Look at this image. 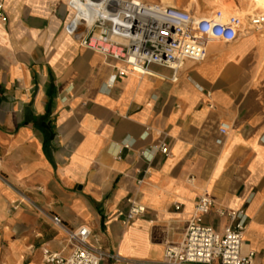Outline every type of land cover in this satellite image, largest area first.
<instances>
[{
  "label": "crops",
  "instance_id": "crops-1",
  "mask_svg": "<svg viewBox=\"0 0 264 264\" xmlns=\"http://www.w3.org/2000/svg\"><path fill=\"white\" fill-rule=\"evenodd\" d=\"M1 1L0 264H45L82 226L100 264H166L202 196L219 232V210L244 211L242 249L264 264V30L173 77L151 65L112 82L113 63L63 33L65 0ZM128 201L145 209L129 222Z\"/></svg>",
  "mask_w": 264,
  "mask_h": 264
},
{
  "label": "built area",
  "instance_id": "built-area-1",
  "mask_svg": "<svg viewBox=\"0 0 264 264\" xmlns=\"http://www.w3.org/2000/svg\"><path fill=\"white\" fill-rule=\"evenodd\" d=\"M89 11L90 23L78 16L76 22L65 26L68 36L78 44L111 61L115 74L111 80L128 74L142 76L151 65L164 67L172 77L187 61L200 62L205 58L211 43L229 44L251 30H264V14L244 20L235 15H225L215 10L204 17L161 4L137 0H80ZM0 18L3 6L0 0ZM225 122L218 124L215 145H221L228 133ZM264 144V135L260 137ZM167 152L166 145L159 148ZM213 203L207 196L198 199L195 215L189 221L183 240L170 244L164 252L166 264H260L253 250L242 249L245 214L242 209H222L219 217H226L228 224L222 232L202 224ZM143 206L128 201L125 221L141 217ZM53 222L61 225L58 218ZM90 231L86 226L67 233L70 250L66 254L43 251L45 264H100L106 254L89 244ZM264 255V254H263ZM116 259L117 257L114 256Z\"/></svg>",
  "mask_w": 264,
  "mask_h": 264
},
{
  "label": "rangeland",
  "instance_id": "rangeland-1",
  "mask_svg": "<svg viewBox=\"0 0 264 264\" xmlns=\"http://www.w3.org/2000/svg\"><path fill=\"white\" fill-rule=\"evenodd\" d=\"M68 1L65 0L66 17L62 26V31L65 35V26L68 23V18L71 15V9L68 6ZM144 3L161 4L164 6L175 7L184 11H192L195 16L204 17L215 10L222 11L225 15H235L244 20L246 25L247 17H252L264 14V6L259 5L253 0H197V8L190 0H138ZM170 3V4H167ZM68 36V35H67ZM70 37V36H69ZM213 44H210L211 47Z\"/></svg>",
  "mask_w": 264,
  "mask_h": 264
},
{
  "label": "bare ground",
  "instance_id": "bare-ground-1",
  "mask_svg": "<svg viewBox=\"0 0 264 264\" xmlns=\"http://www.w3.org/2000/svg\"><path fill=\"white\" fill-rule=\"evenodd\" d=\"M163 1L164 0H162V2ZM190 1H191V3L194 4V8H197V6H198L197 0H190ZM253 1L259 5L264 6V0H253ZM167 4H170V3L167 2ZM68 6L71 9V15L68 18V23L70 26H72L76 22L78 16L84 17L87 25L90 23V20H91L90 16H89L90 13H89L87 7L85 6V4H83L80 0H69Z\"/></svg>",
  "mask_w": 264,
  "mask_h": 264
}]
</instances>
